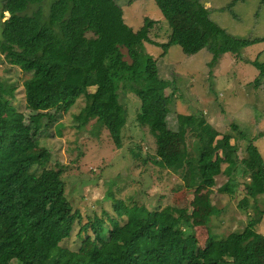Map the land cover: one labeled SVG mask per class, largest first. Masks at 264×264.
I'll return each instance as SVG.
<instances>
[{"label": "trees", "instance_id": "obj_1", "mask_svg": "<svg viewBox=\"0 0 264 264\" xmlns=\"http://www.w3.org/2000/svg\"><path fill=\"white\" fill-rule=\"evenodd\" d=\"M154 1L172 29L167 43L153 42L154 21L146 19L138 31L128 26L116 0H0V54L29 76L24 84L26 112L12 120L9 88L0 76V264H263L255 249L264 216L256 207L264 197L262 155L251 143L248 157L240 159L231 136L213 147L218 132L206 125L201 113L179 115L174 134L170 108L178 89L175 83L163 84L146 44L160 47L163 56L173 47H180L186 56L208 51L213 66L227 54L243 61L241 52L264 39L238 40L229 35L211 19L213 11L201 0ZM246 1L235 0L222 12ZM186 12L196 15L197 31H179L171 25ZM251 64L260 71L252 84L258 88L264 64ZM123 95L129 102L132 96L138 100L139 108L137 100L132 103L137 108L135 124L154 137V154L136 152L142 147L128 131ZM83 97L85 112L99 120L117 150L129 144L133 160L168 170L189 195L201 188L214 190L218 179L227 176L220 191L244 196L240 208L253 204L262 215L253 217L243 233L227 239L217 240L209 232L202 247L195 234L185 237L190 228L182 224V217L164 215L161 208L152 210L147 202L127 204L115 195L109 197L117 216L109 220L108 233L104 219L82 223V215L66 196L63 169L47 168L53 154L39 140L42 134H52L54 125ZM171 134L180 142L181 156L166 164ZM34 169L43 171L37 175ZM238 173L247 175L248 182L236 184L233 177ZM78 221L87 238L94 237L87 253L61 245L72 237ZM166 235L168 241L163 243Z\"/></svg>", "mask_w": 264, "mask_h": 264}, {"label": "rangeland", "instance_id": "obj_2", "mask_svg": "<svg viewBox=\"0 0 264 264\" xmlns=\"http://www.w3.org/2000/svg\"><path fill=\"white\" fill-rule=\"evenodd\" d=\"M234 1L201 0L207 9L213 11L211 19L229 35L238 40L264 39L263 1L247 0L236 4L231 11L222 12ZM116 2L123 10L124 21L128 26L138 31L146 19L154 21L156 24L151 34L153 42L167 43L172 29L163 19L154 0ZM171 25L179 31L198 30L193 12L176 16ZM146 51L158 63L163 84L172 86L175 83L177 86L178 92L170 108L172 114L169 120L174 134L179 115L201 113L206 125H211L218 132L213 147L222 143L224 136H231V145L237 149L240 159L248 157L247 147L253 143L264 160V80L258 88L252 85L259 78L260 71L251 64L255 61L264 64V43L244 49L241 52L243 61L227 54L213 66V57L208 51L186 56L180 47H173L163 56L160 47L150 44H146ZM0 76L9 88L7 94L13 104V112L8 118L12 120L17 114L26 112L24 84L29 76L9 65L1 54ZM95 90L92 88L90 92ZM122 99L129 111L128 131H132L134 142L142 147V151L136 149V152L144 156L146 153L154 154V137L148 129H141L135 124L137 108L132 103L137 99L134 100L132 96L131 103L127 96L123 95ZM136 103L139 108L138 100ZM85 107L86 99L83 97L54 125L52 134H42L39 140V145L48 148L53 154L47 168L63 169L66 196L74 211L82 215V223L86 224L95 217L104 219L105 232L108 233L111 230L109 220L117 216L109 197L115 195L127 204L142 205L147 202L152 210L161 208L164 215L182 217V224L190 228L185 237L195 234L202 247L209 232L217 240L227 239L233 234L243 233L253 217L262 215L254 211L253 204L245 210L240 208L244 196L220 191L229 181L227 176L218 179L216 189L201 188L189 195L183 182L168 170L145 166L133 160L129 144L117 150L108 131L98 125L97 118L85 112ZM168 143L166 164L177 162L181 156L180 142L173 134L169 136ZM217 150L219 155L223 154L221 148ZM42 171L34 169L32 173L39 175ZM233 178L236 184L248 182L244 173H238ZM256 207L264 211V197L260 198ZM257 232L260 238L255 243V249L264 264V216ZM161 241L166 243L168 236H163ZM93 242L94 237L87 238L78 221L72 237L61 245L71 251L87 253Z\"/></svg>", "mask_w": 264, "mask_h": 264}]
</instances>
